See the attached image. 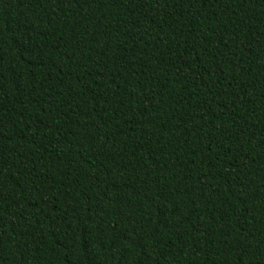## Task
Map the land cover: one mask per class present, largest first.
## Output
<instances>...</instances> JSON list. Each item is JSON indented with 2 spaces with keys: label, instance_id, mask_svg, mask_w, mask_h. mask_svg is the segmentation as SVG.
I'll return each mask as SVG.
<instances>
[{
  "label": "trees",
  "instance_id": "obj_1",
  "mask_svg": "<svg viewBox=\"0 0 264 264\" xmlns=\"http://www.w3.org/2000/svg\"><path fill=\"white\" fill-rule=\"evenodd\" d=\"M0 264H264V0H0Z\"/></svg>",
  "mask_w": 264,
  "mask_h": 264
}]
</instances>
